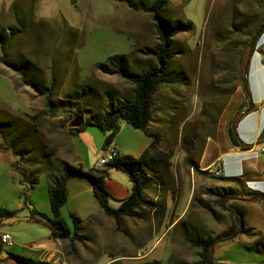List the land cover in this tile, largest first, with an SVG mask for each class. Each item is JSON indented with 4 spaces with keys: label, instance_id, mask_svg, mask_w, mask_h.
I'll list each match as a JSON object with an SVG mask.
<instances>
[{
    "label": "rangeland",
    "instance_id": "374dc122",
    "mask_svg": "<svg viewBox=\"0 0 264 264\" xmlns=\"http://www.w3.org/2000/svg\"><path fill=\"white\" fill-rule=\"evenodd\" d=\"M29 3V0H0V30L8 33L17 24L16 9L26 8ZM163 15L184 25L193 24L190 31L174 37L175 54L170 60L169 71L182 72L184 79L162 85L154 98L151 128L160 132L161 150L170 153L171 158L169 169L164 172V185L152 182L158 187L148 188L147 194L164 212L156 214L150 208L140 209L139 217L123 219L111 240L109 231H113L105 225L99 240L89 244L92 250L107 252L95 264L152 263L156 260L121 258H136L152 248L160 255L161 264H203L202 250L192 247L185 240V233L202 238L221 237L231 231L239 212L251 234L234 233L231 240L218 244L209 258L212 264H222L216 259V251L222 244L223 247L238 244L248 251L247 247L264 236V203L246 198L220 206L213 192L221 189L216 186L220 181L211 167L205 169L201 165L208 140L217 136L229 101L242 87L241 53L264 24V0H172ZM34 16L32 32L13 39L5 59L11 64L23 61L36 64L44 73V86H50L55 76V101H77L88 119L109 109L110 103L117 105L115 89L128 92L134 86L118 75L102 72L100 64L106 65L115 54L129 55L128 70L132 73H142L155 64L149 49H156L160 41L150 13L113 0H37ZM2 57L0 47V110L9 108L19 115H43L34 123L37 133L31 132L28 144L24 145L29 152L26 160L34 163L29 170H39L36 189H28L23 178L15 174L10 156L0 150V208L16 212L15 219H7L5 225H0V233L7 229L17 243L29 245L50 236L48 226L32 224L25 216H30L32 203L45 211L49 203V173L57 171L59 160L69 157L70 138L80 156L70 164L89 172L99 168L106 151L116 148V141L124 148H133L136 135H143L125 121H120L119 133L107 148L106 136L97 126L85 125L72 134L73 114L60 111L49 115L45 98L21 85L19 76L4 64ZM8 73H13L16 80ZM187 138L192 142L188 143ZM193 164L198 167H192ZM109 171L116 175L112 182L121 179L131 185L126 174L117 168ZM110 205L116 206L113 198ZM61 215L73 232L72 207L63 206ZM80 216L87 223L91 218L88 213ZM103 219L114 222L107 216ZM168 228L171 229L167 236L161 237ZM11 249L0 244V264H16L10 255H18ZM112 256L116 260L110 262Z\"/></svg>",
    "mask_w": 264,
    "mask_h": 264
},
{
    "label": "trees",
    "instance_id": "16d2710c",
    "mask_svg": "<svg viewBox=\"0 0 264 264\" xmlns=\"http://www.w3.org/2000/svg\"><path fill=\"white\" fill-rule=\"evenodd\" d=\"M30 3L26 8L16 9V25L8 30V33L0 30V47L3 53L2 60L6 66L11 68L20 78L21 85L31 88L38 96L45 98L47 113L54 116L60 111L73 114L76 119L77 116L84 118L82 108L77 105V101L73 99H62L55 101V91L57 88V79L52 77L50 86L43 84L42 70L31 61H23L19 64H11L5 58L8 56V46L10 42L22 34H29L33 30V21L35 6L37 0H29ZM127 5L133 10L150 13L155 25L156 34L160 41L156 49H149V53L155 57V64L151 65L148 70L142 73H132L128 70L129 55L115 54L109 57L106 65L100 64L99 70L104 73L118 75L124 80L134 85V100L132 102L125 101L115 105L109 104V109L104 112L91 115L86 123L83 122L80 127L72 128V134L75 131H81L85 125H92L99 127L106 135L105 148L110 146L114 138L120 130V121H125L133 129L142 131L151 143L148 149L139 157L120 156L115 162L108 164L105 168H94L89 172L72 166L66 161L59 160V170L49 173L50 189L49 197L51 204L52 217L47 219V223L51 229V237L54 240L69 241L70 246H74L77 240L83 238L78 235L82 221L73 216L74 226L76 231L73 233L67 222L61 215L63 206L68 202V183L72 179L86 180L92 190L95 199L97 200L101 210L104 214L114 219L118 225H121L125 217L136 218L139 217V210L142 208H150L159 214L164 212V208L160 207L156 201L149 199L147 189L150 187L157 188L152 185V182L164 185V172L168 171L170 166V153H165L161 150L162 137L160 132L151 128L154 112V98L159 88L162 85L179 83L184 79L183 73L179 71H169L170 60L174 58V37L180 32H188L192 28V23L184 25L181 21H173L169 17L163 15L168 4L172 0H155L151 3L134 0H113ZM264 34V24L256 30L250 42L245 45V49L241 53L240 59V73L242 88L248 100H251V92L249 88L248 75L250 71L251 60L256 52L259 40ZM246 53L248 54L246 58ZM254 105L250 106V111L255 109ZM9 108L0 110V137L3 141L0 149L3 151H11L16 157L13 163V169L23 178V183L27 184L28 189L34 190L38 184L39 170L30 171L29 168L33 166V161H27V149L25 144H28L30 133H37L34 123L42 114L29 115L21 113L20 115L10 111ZM88 111V110H86ZM46 113V114H47ZM246 113V112H245ZM244 114H237L232 122L230 135L239 141L237 134V125ZM186 141L191 143V139ZM237 141V142H238ZM240 142V141H239ZM27 155V156H26ZM197 168V164H193ZM110 168H117L128 177L131 183V193L124 199L119 201L120 206L113 208L110 205L112 200L111 194L105 187V180L108 177ZM219 180H226L225 178L216 177ZM238 189L221 188L218 191H213L218 196V203L225 207L232 200H250L252 202L264 203V193L249 190L241 181H238ZM161 206V205H160ZM9 216V213L0 209V218ZM236 234L250 235L251 231L246 226L242 212L235 216V225L230 232L224 233L221 237L202 238L185 233V240L191 244L192 247H197L202 250L200 256L203 258V264H212L209 258L212 257L216 246L220 243L231 240ZM247 250L253 253L260 254L263 257L264 263V236L258 239L253 245L247 247ZM210 255V257H208ZM18 264H50L43 261H34L26 259L21 256L11 255ZM210 261V262H209ZM146 264H161L160 261H153ZM186 264V263H180Z\"/></svg>",
    "mask_w": 264,
    "mask_h": 264
},
{
    "label": "crops",
    "instance_id": "0c3cea01",
    "mask_svg": "<svg viewBox=\"0 0 264 264\" xmlns=\"http://www.w3.org/2000/svg\"><path fill=\"white\" fill-rule=\"evenodd\" d=\"M8 76L16 80L15 77H13V73H8ZM248 81L251 100H248L243 88L238 87L236 93L233 95L224 111L217 136L208 140L201 165L205 166V169L211 167L212 173L218 169L221 170L223 173L221 177L226 180H219L220 183L216 186L226 189H238L239 186L236 181L238 180L249 190L264 193V48L252 57ZM115 90V94L118 95L117 104L125 101L132 102L134 100V86L133 89H130L128 92H125L122 88ZM23 93L30 95L28 92ZM251 105H254L256 108L250 111L249 109ZM240 113L244 115L236 129L239 142L236 138L234 139L231 137L230 131L233 119ZM84 120L87 123L89 119L84 116ZM140 132L143 137L136 135L137 139H135L136 141L134 142L133 148H124L116 141L114 144L116 149H113L115 153L122 157H140L148 149L151 143L146 139L147 136L142 131ZM69 142V147L67 149L69 157L66 159L64 158V161L71 163L72 159H78L80 156L79 152L75 151L76 148L74 143H72V138L69 139ZM3 152L10 156V163L13 165L17 160L16 157H14L12 153L6 151ZM57 170H59V168ZM15 174L18 173L15 171ZM113 176L116 175H114L112 171H109L108 177L105 180V187L115 200L116 206H111L113 208H118L120 206L119 201L126 199L130 195L131 185L125 182L123 183L121 179L119 180L121 182H112L111 178ZM233 181L236 183L235 185L231 184ZM48 186L50 189V180H48ZM68 193V202L64 206L70 205L74 213L72 217L76 216L82 221V224L77 230L78 235L83 238L81 243H78L77 241L80 240H77L74 243V246L71 247L69 241L52 239L51 229L47 223V219L52 217L48 191L49 203L48 205L46 203L45 211L43 212L42 210H39V208L32 203L33 206L29 208L30 216L26 215L25 220L32 224H43L48 226L50 229V236L39 239L29 245L17 243L14 238L11 244L3 245L1 242L0 244L2 246L12 247L11 251H16L14 253L18 256L34 261H43L50 264H95L99 256L107 252H97L96 250H92L89 244H94L99 240V234L101 231L105 230V225L109 230L113 231L112 233L109 231L110 240L111 238L114 239V237H116V231H118L119 227L114 219V222H111L110 220H108V222L103 219L106 215L101 210L94 197L93 190L86 180H70L68 183ZM8 213L9 216L0 218V225H5L4 221L7 219H15L16 212ZM81 213H88L90 215L89 217L91 218L88 223L85 222L82 216H80ZM96 216L100 217L102 221ZM170 229L171 228H168V231L162 234L161 237L167 236ZM75 231L76 227L74 226L73 232ZM2 233L11 234L7 229ZM90 237L92 240L89 239ZM18 241L20 240L18 239ZM82 245L85 246V249L81 250ZM223 245L224 244H222V246L216 251V259L219 263L244 264V262L247 261L250 264H264L263 257L260 254L246 251L243 247L241 248L238 246V244L236 246L231 245V247L228 244H226L228 246L225 247H223ZM228 255L230 258H228ZM121 258H123L122 261H124V259H129L128 261H133L134 259L161 261L160 255L157 254L156 250L153 248L150 251L147 250L144 254H141L136 258L135 256ZM10 259H12L11 255ZM115 260L116 257L112 256L110 262ZM14 262L18 264L16 261Z\"/></svg>",
    "mask_w": 264,
    "mask_h": 264
},
{
    "label": "built area",
    "instance_id": "2783aa9c",
    "mask_svg": "<svg viewBox=\"0 0 264 264\" xmlns=\"http://www.w3.org/2000/svg\"><path fill=\"white\" fill-rule=\"evenodd\" d=\"M262 48H264V34L262 35L261 39L259 40V43H258V46L256 48L255 53H258ZM113 149H116V148L113 147L110 150L106 151L105 157H103L101 159V161L99 162V168L100 169L105 168L108 164L115 162L116 159L118 158V157H111V150H113ZM263 152H264V148H263ZM213 173L216 177H220L223 175V173L221 172L220 169L214 171ZM12 241H13V237L10 233L0 234L1 244L8 245V244H11Z\"/></svg>",
    "mask_w": 264,
    "mask_h": 264
},
{
    "label": "water",
    "instance_id": "95a60500",
    "mask_svg": "<svg viewBox=\"0 0 264 264\" xmlns=\"http://www.w3.org/2000/svg\"><path fill=\"white\" fill-rule=\"evenodd\" d=\"M83 122V117L82 116H77L75 121L72 123L73 128L80 127Z\"/></svg>",
    "mask_w": 264,
    "mask_h": 264
},
{
    "label": "bare ground",
    "instance_id": "6f19581e",
    "mask_svg": "<svg viewBox=\"0 0 264 264\" xmlns=\"http://www.w3.org/2000/svg\"><path fill=\"white\" fill-rule=\"evenodd\" d=\"M111 157H120V156H118V155L115 153L114 150H111Z\"/></svg>",
    "mask_w": 264,
    "mask_h": 264
}]
</instances>
